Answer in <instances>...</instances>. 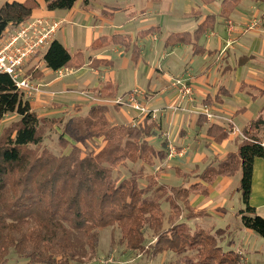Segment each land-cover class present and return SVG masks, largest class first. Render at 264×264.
Segmentation results:
<instances>
[{"label": "trees", "instance_id": "1", "mask_svg": "<svg viewBox=\"0 0 264 264\" xmlns=\"http://www.w3.org/2000/svg\"><path fill=\"white\" fill-rule=\"evenodd\" d=\"M76 1L44 0L47 10H69ZM241 1L221 0L218 14L207 15L193 33L181 30L167 34L164 47L186 44L191 46L193 55L204 54L197 43L199 38L213 28L216 16L227 19ZM83 3L86 5L87 0ZM35 5L34 0L4 2L0 6V37L8 26L28 20ZM158 31V27H150L140 30L137 37ZM106 45L131 49L133 62L139 58V47L126 35L100 36L89 47L95 50ZM45 49L43 63L53 71L79 69L85 63L82 52L70 54L57 39ZM97 62L92 61L89 66L97 68L101 64ZM107 88V93L102 90L99 93L115 97L113 88ZM219 95L218 91L216 101H221ZM209 102L207 98L204 105ZM106 108L101 104L91 105L84 114L69 117L61 131L75 143L86 136L102 138L104 143L96 153L83 155L75 145L58 156L45 150L36 153L30 146L42 142L38 133L41 120L11 77L0 73V120L6 112L18 116L12 127L7 126L0 134V264H10V251L25 259L26 264H81L95 257L97 233L106 227L117 228L120 243L151 259L171 251L177 256L174 264H238L239 253L224 250L218 244L228 234H225L227 228L208 231L189 228L184 222L196 217L190 205V193L205 194L207 185L217 177L229 178L237 171L240 172L238 191L243 204L238 211L240 223L264 239V217L256 214L249 204L253 162L257 157L264 159V141L257 135L264 124L260 115L243 128L244 138L238 140L236 151L229 152L216 166L207 165L198 174L200 181L187 187L170 186L180 203L170 200L169 213L165 216L158 199H142L137 175L120 179L116 172L124 160L152 165L154 158H164L168 153L167 140L160 141L159 149L151 145L150 139L157 135L151 113L145 114L136 125L131 122L110 124L105 116ZM205 121V116L198 113L196 124L201 126ZM206 134L219 143L228 136V131L210 124ZM175 173L185 175L178 169ZM163 223L170 226L165 234L161 229ZM179 225L183 230H178ZM144 227L154 238L147 246ZM183 258H186L184 262Z\"/></svg>", "mask_w": 264, "mask_h": 264}, {"label": "crops", "instance_id": "2", "mask_svg": "<svg viewBox=\"0 0 264 264\" xmlns=\"http://www.w3.org/2000/svg\"><path fill=\"white\" fill-rule=\"evenodd\" d=\"M6 1L23 2L25 0H0V6ZM34 1L36 5L32 9L28 20L17 25L8 26L4 32L8 33V31H14L36 20L38 23L36 22L33 28L36 32L47 28L50 23L55 21L60 25V29L57 33L62 31L64 34L66 26H69L71 38L74 37V33L76 34L83 30L85 35L83 43L84 49H81L78 45H67L59 41L57 39V33L54 35L53 39H57L61 42L70 54H74L77 51L82 52L84 64L92 72L91 80L85 82L84 86L81 85L83 86L81 88L75 78L70 77L73 76V73L77 72L78 69H69V73L71 72L70 75L68 74V76L65 75L62 78H55L54 71L47 68L43 63L42 56L46 47H43V49L40 48L38 52L31 55L21 67V73L28 77L33 84L41 85V88L46 92V95L33 94L32 97L29 99L27 98L31 108L35 110V112L36 109L41 110L40 108H42L43 105L50 102L57 104L56 108H58L57 110H59V112H62L65 108L73 107L74 105V107H78L80 111L86 108L88 109V107L95 103L89 98L98 96L96 93L100 90L106 91L107 87H112L116 96H120L121 94L118 92L117 81L114 76H110L109 72L112 66V59L106 53L112 51L116 53V55L118 54L120 57H123L125 48L111 45L103 49L98 48L93 50L90 49L89 46L100 36L110 37L114 34L126 35L130 37L135 44L138 43V45L146 38L155 42L158 40V34L161 31V26L159 21L156 20V16L159 17L165 12L167 13L172 6V0H87L86 5H84L83 0H77L69 10H47L44 0ZM249 1L254 2V4H264V2L257 0H242L228 17V20L233 23L234 32L232 33L227 32V28H225L226 22L221 17L216 16L217 23L222 24L221 26L226 36L224 38L219 36L218 32L220 30L204 33V40H200L198 44L204 49L205 53L200 56L201 61L198 64L199 67L197 70L193 66L197 55L192 54L190 45L188 46L189 50L186 49L187 53L185 57L180 60L183 64V70L179 76H174L169 73V69L175 63L174 59L170 57L173 55L176 46L164 47L163 44L162 50L157 53L155 65L151 67L149 73L150 76L155 72L159 73V75H156V79L164 80L163 85L159 88L155 85L148 88L150 90L145 91L144 101L149 111L155 110L152 118L157 125L158 137L161 138V140L166 139L168 146L175 149L176 154L172 157L173 160L165 156L169 162H177L175 164H170L174 172L175 169H178L182 174H188L194 169L200 174L207 165L216 166L229 152L236 151L237 142L242 138V130L249 121L255 119L258 115H260L262 121H264V14L259 13V8L252 7ZM211 3L202 2V7H200V5L196 4L194 1V3L186 7L183 13L190 17L193 16L196 19V24L199 25L207 15L218 14L220 6H218L217 10H211ZM202 9L204 11L206 10L203 14L201 13ZM117 17H120V20L115 22ZM95 21L97 22V27L94 26ZM124 22L131 23L129 27L135 25V28L131 30L132 32H125L124 27L128 23L124 25ZM150 27H158L159 31L157 33L153 32L143 38L137 37V33L140 30H146ZM106 28H108V32H105ZM245 28L248 30H244ZM251 28L255 30L251 32L253 33L251 35V41L241 39L246 31H251ZM213 36H218V43L215 45L209 44ZM259 37H261V39H259ZM238 43L242 45H237ZM254 43H256V45H254ZM103 58L110 61L108 67L92 68L89 66L92 59L99 61ZM163 66L165 68H163ZM134 67H136V64ZM163 69H166L168 74L165 73ZM238 70L241 72V76L238 85L235 86V90L233 91L235 95H233L226 83L231 74ZM178 79L184 81V83H187V85L191 87V95H185L184 98L180 97L178 94L179 87L175 84V80ZM77 87H79V89ZM132 89L134 88H129L122 94ZM218 91L221 93V95H219L221 101H216L214 99ZM106 92H108V90ZM160 94H165L164 99L166 101V106L157 104L160 105V107H158L156 105L153 106L154 103L150 104V101ZM232 97L239 98L241 106L237 108H225L224 106L227 98L231 99ZM207 98L210 99V102L204 105V101H206ZM254 103H257L254 111H247ZM205 108L209 113H213L215 118H213V120L206 119L201 126H198L196 124L198 116L196 111L201 112ZM132 112L133 114L129 116L125 113L124 108L119 107V111L115 110L114 112L113 110L114 114L111 116H109L110 112H108L107 119L112 124H127L130 123L133 117L138 116L136 112ZM178 112H184L186 115L188 114V126L186 127L194 131L192 140L194 144L193 147L195 146V148H198L200 145H204L203 150L193 161L187 157L192 151L189 149L190 146L183 144V138L188 135L183 128L185 123L181 122V126L179 127V139L177 142L171 143L168 140L169 130L165 128L164 123H168L167 127H169L171 117L172 124L175 123L178 119ZM210 124L222 127L224 130L228 131V136L219 143H216L212 137L206 134ZM257 135L261 141H264V124H262L261 128L258 130ZM166 158H162L161 160L165 161ZM189 163L192 164V168L185 169V167H187L186 165ZM197 163L202 165V167L200 168ZM238 173L240 174V172L237 171L233 176H229V178L227 176L217 177L215 181L207 185L205 194L200 192L190 193L189 196H192H188L190 205L196 215L195 218L190 220L194 225L193 228L199 227L198 223H203V219L212 216H217L219 220H224L227 215V210L225 208L227 204L226 201L228 202L230 200V194H232V191H235V193L237 192L240 196L238 191L239 180L237 184L232 181ZM177 177L179 178L182 176ZM181 184L183 183L178 185ZM183 186L187 187L186 185ZM249 204L255 209L256 214L264 217V159L258 157L255 158L253 162ZM205 225L206 224H203V226ZM199 228L202 227L200 226ZM224 228H228V234H226L224 241L232 237L229 239L230 242L227 243V248L231 249L230 247L237 242H235L234 235L231 236L229 225L224 226ZM237 229L241 230L240 227ZM236 251L241 254V259L246 264V257L243 256L240 245Z\"/></svg>", "mask_w": 264, "mask_h": 264}, {"label": "rangeland", "instance_id": "3", "mask_svg": "<svg viewBox=\"0 0 264 264\" xmlns=\"http://www.w3.org/2000/svg\"><path fill=\"white\" fill-rule=\"evenodd\" d=\"M196 2V4L200 5L202 7V1L200 0H172V6L170 10L165 12L162 16H156V20L160 23L161 31L158 34V40L153 42L151 39H144L143 42L138 45L136 44L139 49V58L136 63L132 61V53L131 49H125V54L123 57H120L118 54L110 51L108 56L112 59V66L109 70L110 76H114L117 83L118 92L122 95V93L129 89V88H136L140 89L143 92L149 91L154 85L158 88L163 85V81L161 79H156V75H159V73L155 72L152 76H150V70L151 67L155 65V59L157 56V53L162 50L164 39L167 37V34L170 32H179V31H188L190 33H193L195 30L194 28L197 27L198 24H196V19L192 16L185 15L183 12L185 11L186 7L192 3ZM221 0H213L210 7L211 10H217L218 6H220ZM251 6L254 8H259L261 14H264V4L256 3L249 1ZM95 10V9H94ZM206 11V10H205ZM205 11L202 9L201 13H205ZM150 18V17H149ZM217 18V17H216ZM151 19V18H150ZM120 20V17L116 18L117 22ZM226 22V27H229L230 24L233 27V23L227 19H224ZM128 22H124V25H126ZM230 23V24H229ZM128 23L124 28L125 32H132L133 28H135V25H132L129 27ZM55 26L53 30L52 37L48 39V42L53 40L54 35L57 33V31L60 29V25ZM97 25V22H94V26ZM222 24L217 23V19L214 23L213 28H209L206 32L210 31H218L220 30L219 36L224 38L225 31L222 29ZM196 26V27H195ZM51 27H54V24H51ZM97 27V26H96ZM141 27V26H140ZM137 27V28H140ZM131 28V29H130ZM49 29V28H48ZM108 28L105 29V32ZM245 28L244 30H246ZM19 29H15L14 31H8L9 35L14 34ZM129 30V31H128ZM222 30V31H221ZM248 30V29H247ZM46 30L43 31H37L35 34L38 36L39 33H44ZM255 30L251 28V31H246L245 34L242 36L244 40L251 41L252 34L251 32H254ZM227 32H234V29L232 31H229L227 28ZM8 33H6V36H8ZM71 31L69 29V26H66L65 33L63 34L62 31L60 33H57V39L63 43H66L67 45H78L81 49H84L83 43L85 40V35L83 30L74 33V37L71 38ZM78 34V35H77ZM27 36H31V33L27 34ZM218 36H213L210 39L209 44L215 45L218 43L217 41ZM261 39V37H259ZM204 40V34L199 38V41ZM133 42V40H132ZM197 42V43H198ZM237 45H242L238 43ZM256 45V43H254ZM47 45L45 44L44 47ZM111 45H106L103 48H106ZM174 53L171 55L170 58L174 59L175 63L174 65L169 69V73L173 74L174 76H179L180 73L183 70V64L180 62L181 59H183L186 55V49H188L189 45L186 44H179L175 45ZM99 48V47H98ZM99 48V49H101ZM169 49V48H168ZM189 50V49H188ZM87 54V53H86ZM201 55H197L196 59L194 61V68L199 67L198 64L201 61ZM95 61V60H91ZM98 61V60H97ZM165 62V60H164ZM98 68L99 67H108L110 65V61L103 58L97 62ZM136 64V67L134 65ZM163 68H165L163 66ZM153 69V68H152ZM77 70V69H76ZM165 73L168 74V71L166 69H163ZM71 73V72H70ZM70 73H67L70 75ZM55 74V73H54ZM92 72L89 70V68L84 64L81 68L78 69L77 72L73 73V76H70L72 78H75L76 82L80 85L79 87H83L85 85V82H89L92 78ZM65 76V75H64ZM241 76V72L238 70L235 73L231 74L229 79L227 80V86L230 90V92L233 93L235 90V86L239 83V78ZM55 78L56 77L55 75ZM83 85V86H81ZM79 87H77L79 89ZM108 89V88H106ZM107 91V90H106ZM106 91H102V93H107ZM101 92V91H100ZM24 94L25 98L32 97V94ZM54 94V93H53ZM52 94V95H53ZM125 94V93H124ZM38 95H46L45 90H43V93ZM49 95V94H48ZM98 95L97 97L100 98V100L105 99H111L114 97H105L102 96L101 93H96ZM165 94H160L156 96L153 100L150 101V104L154 103L153 106L160 105L164 106L166 101L164 99ZM49 97V96H48ZM47 97V98H48ZM116 97V96H115ZM53 99V98H52ZM49 100V98H48ZM145 100V95H144ZM100 103H102L100 101ZM98 103V104H100ZM96 104V103H94ZM93 104V105H94ZM160 104V105H157ZM75 106V105H74ZM68 107L62 110V112H59L57 110V104L55 103H48L42 106L40 108L41 110L36 109V114L41 120V126L39 129L40 136L42 137V142L38 146H30L31 149L35 150L36 153H39L41 150L48 151L54 155H61L64 153H67L72 145H75L79 148L81 151V154H88V153H96L103 145L102 138H95L86 136L81 142L75 143V141H72L69 137L63 134V128L64 124L69 119V117H73L78 114H84V112L87 111V108L84 110H79L77 107ZM106 108V119L108 117V112H110L109 116H111L113 113V110L119 111V106H115L113 104L105 105ZM166 106V105H165ZM241 106V102L239 98L232 97L231 99L226 100L225 102V108H237ZM257 103H254L250 106V109L247 111L253 112L256 108ZM121 108H124V111L127 115L131 116L133 114V110L131 111L130 108L127 109V107L121 106ZM157 108V107H154ZM77 109V110H75ZM33 110V109H32ZM35 111V110H34ZM80 111V113H79ZM135 112V111H134ZM197 113V111H196ZM178 119L175 123L172 124V117H171V123L169 127H167L168 123H164V126L166 129L169 130L168 133V140L171 143H176L179 139V127L181 126V122L185 123V126L183 128L185 129L186 133L188 135L186 137H180L183 138V144L189 145L192 151L190 154H188L187 157L190 159L195 160L196 156L200 154V152L203 150L204 145H200L198 148L193 147V135L194 131L192 129L186 127L188 126V114L186 115L184 112H178L177 113ZM197 115V114H196ZM18 116L13 113L6 112L3 116V118L0 120V134L4 132V129L8 126L12 127V124L17 121ZM108 120V119H107ZM132 120V119H131ZM109 122V120H108ZM131 122V121H130ZM112 124L111 122H109ZM120 124V123H117ZM183 125V124H182ZM164 128V127H162ZM1 137V135H0ZM160 141L161 138L158 137V133L156 136L152 137L150 139V143L153 147L156 149L160 148ZM168 158V156L166 155ZM164 157L163 159H165ZM173 157V155H172ZM170 157V158H172ZM166 158V162L164 160H161L159 157L154 158V162L152 165H147L141 162H135L131 163V161L124 160L122 164H120L117 167L116 175L121 179L123 177H127L130 174H135L138 177V185L140 188H142V199L146 201H152L155 199H158L161 205L162 212L166 216L169 213V201L171 200L173 203L178 202L180 203L178 199V195L171 191L170 186H178V184L189 186L191 183H197L199 180L198 178V171L194 170L191 171V173L185 174L182 177H177L175 172L173 171V168L170 166V164H175L177 162H169V158ZM173 160V158H172ZM169 163V164H168ZM200 168L202 165L197 163ZM185 169L192 168V164L189 163L186 165ZM194 166V165H193ZM184 168V167H183ZM158 170V171H157ZM240 179V174L238 173L233 178V183L237 184L238 180ZM192 197V196H189ZM230 200L226 201V210L227 215L224 218V220H219L217 216H212L210 218L203 219V223H198V226L207 229L208 231H214L219 228H224V226L229 225L231 236L234 235L235 237V245H231L230 247L232 250H237L238 246L240 245V250L243 253V256L246 257V264H264V239H262L260 236H258L255 232L252 230L246 229L243 227L240 219V215H238L239 208H243V204L241 202L240 196L235 191H232V194H230ZM228 200V199H227ZM184 221V220H181ZM188 225L189 228H193V223L191 221H184ZM165 223V222H164ZM163 223V224H164ZM203 224H206L203 226ZM162 234H165L168 230H170V226L167 224L161 225ZM182 225L178 226V230H183L181 227ZM213 226V227H211ZM240 227L241 230H238L237 228ZM210 228V229H208ZM185 229V228H184ZM228 229V228H227ZM225 230V234L227 231ZM144 243L147 244L151 243V241L154 242V238L152 237V232L149 231L147 228L144 227ZM220 234V233H219ZM224 234V235H225ZM98 236V246L95 257L91 260H86L81 264H174L176 261H174L177 256L171 252H165V253H159V255L155 256L154 258H149L147 255H140L137 250H131L125 246L124 243H120V231L115 227H106L103 229H100L97 233ZM226 236V235H225ZM224 236V239H225ZM232 237H229V239ZM224 239L220 242L218 241V244L224 248V250H227V243L230 242V240L224 241ZM112 241V243H111ZM229 249V250H231ZM190 254V252H188ZM179 257V256H178ZM241 254H239V262L238 264H245L244 261L241 259ZM186 260V258H183V262ZM174 261V262H172ZM8 263L10 264H26L25 259L18 258L12 251L8 254ZM75 264V263H72Z\"/></svg>", "mask_w": 264, "mask_h": 264}, {"label": "built area", "instance_id": "4", "mask_svg": "<svg viewBox=\"0 0 264 264\" xmlns=\"http://www.w3.org/2000/svg\"><path fill=\"white\" fill-rule=\"evenodd\" d=\"M36 22L38 23L36 20L33 23L25 24L21 26L16 33L10 35L8 34V36H6V32H3L2 36L0 37V73L8 74L15 83L17 89L20 92L28 95H30V93L32 95L41 94L43 93V89L41 88V85L33 84L28 79V77L24 76L21 73V67L31 55L36 54L40 48L43 49L45 44L48 46L50 43V41L48 42V39L52 37L55 26H58V22H52L47 26V28L43 29L46 30L44 33H39L37 36L35 34L36 31L33 30ZM51 24H54V27H51ZM227 28L229 31L234 29L231 24ZM29 33H31V36H27ZM54 73L56 77L62 78L64 75L69 73V69L60 68L54 70ZM175 84L179 87L178 94L180 97L184 98L185 95H191L192 90L191 87L187 85V83H184V81L178 79L175 80ZM144 95L145 92L134 88L125 94L111 99L100 100V98L97 96L90 97L89 99H91L96 104L100 103L101 101V105L113 104L119 107L124 106L130 108L138 115L137 117H133L131 120V124L136 125L142 121L140 119H142L145 114L151 113V116L153 117V113L155 112V110L149 111L148 107L146 106V102L144 101ZM198 113L203 114L208 120H213V118H215V115H213V113H209L206 108L201 112H197V114ZM241 137L244 138L243 136ZM175 154V149L171 146H168L167 156L170 158Z\"/></svg>", "mask_w": 264, "mask_h": 264}]
</instances>
